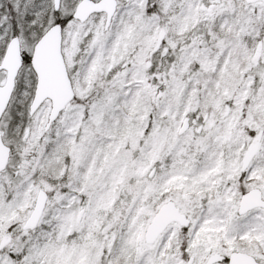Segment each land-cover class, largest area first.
I'll use <instances>...</instances> for the list:
<instances>
[{"label": "snow or ice", "instance_id": "obj_1", "mask_svg": "<svg viewBox=\"0 0 264 264\" xmlns=\"http://www.w3.org/2000/svg\"><path fill=\"white\" fill-rule=\"evenodd\" d=\"M0 264H264V0H0Z\"/></svg>", "mask_w": 264, "mask_h": 264}]
</instances>
